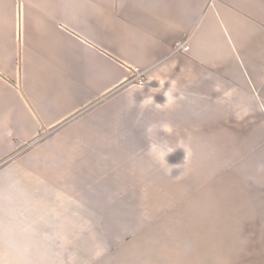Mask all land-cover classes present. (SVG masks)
Returning a JSON list of instances; mask_svg holds the SVG:
<instances>
[{
    "label": "crops",
    "instance_id": "0c3cea01",
    "mask_svg": "<svg viewBox=\"0 0 264 264\" xmlns=\"http://www.w3.org/2000/svg\"><path fill=\"white\" fill-rule=\"evenodd\" d=\"M186 40L189 49H177ZM87 152L143 191L148 178L160 183L161 202L169 160H192L181 173L194 178L188 193L206 186L198 178L231 171L247 185L229 208L242 213L233 235L200 238L194 217H176L171 235L162 217L167 242L152 230L96 264H140L142 254L141 264H264V0H0V264H68L55 261L51 235L73 229L86 239L83 223L89 231L109 208L98 190L86 204L94 222L84 209L69 218L59 199L73 170L74 183L82 179ZM181 236L191 251L169 248Z\"/></svg>",
    "mask_w": 264,
    "mask_h": 264
},
{
    "label": "rangeland",
    "instance_id": "374dc122",
    "mask_svg": "<svg viewBox=\"0 0 264 264\" xmlns=\"http://www.w3.org/2000/svg\"><path fill=\"white\" fill-rule=\"evenodd\" d=\"M18 154H20L19 150L9 155L6 160L10 161ZM90 155L91 154L87 152L85 156H87L88 160H85L83 162H81V160L79 162L76 161L78 163L81 162L80 164L85 168V171H81L82 179L75 181L74 183V180L77 178L78 173L74 174L75 172L73 170L71 179L74 180H72L71 183H68L70 180L67 178L69 176L68 173L67 175L64 174L65 171L62 172L63 174L60 173V178H62L63 180V183H60V185L66 188V180V182L70 186V192L69 194H67V196L63 195V197L59 199L61 201H65V206H67L65 212L69 218H78L79 212L84 209V211L88 214L84 213L83 215H81V217L83 216L88 220H92L93 217L91 215V212H89V210L87 209L88 206L86 204H92V197L94 194H97L95 192L98 190H100L99 194L101 193L102 195H104V201L106 202V205L109 206V208L99 210V216H101L102 218L97 219L99 220L97 222L98 225H88L89 231L86 222L84 221L85 223H83V225H85L86 227L81 228L83 229L81 235L84 234L83 236H86L88 239L78 238V234L73 229H70L71 232L66 230L65 234L57 233L55 235H51V237L53 238L51 239L48 247H56V262L68 264H96L100 261V263H104L105 261H107L106 258H108L109 262L111 263V258L109 259V257L115 251L123 249L131 242H139L144 234H148L152 232V230H154V232L156 233H160L161 228H159V226L161 227L162 217H164V228H166V230H168L169 234L171 235H176V233H178L175 225L176 217L197 218L199 231H201L202 233H206V235H201L200 238H202L203 236L208 238L207 234L209 232H212L213 230L218 233H224V229L227 228L226 234L231 233V235H233V233H236L237 230L240 229L239 224L241 220V212H234L229 208L230 205H232V201H242L240 200L239 194L244 191V187H246L247 185L246 182H244V178L240 177L236 171L225 172L223 176H218L215 179L212 178L209 181V178H198V180L200 179L199 183L201 185L205 184L206 186L200 190L196 189L188 193L187 190H189V188L187 184H193L194 178L187 175L181 176V173L186 171L188 173L192 172V160H186L185 158H180L177 161L169 160L166 165L164 164V197L163 201L161 202L160 193L155 189L156 186L160 188V183L155 185V183L152 182L151 178H148L147 186H145L146 181L144 182V186L147 187V190L143 191L141 190L142 186L140 187L138 185V178H131L130 180L129 178L121 176L120 174L118 175V173H116L117 175L114 174V177L113 169L115 168L117 171V168H119L118 165L112 168L113 165L111 164V162H109L107 165H104L105 167H98L96 162L92 161V155ZM94 160L96 159L94 158ZM259 165L264 168V162L261 161ZM174 166L175 168H173ZM66 167L67 169L70 168L69 165H66ZM73 167H76V165H74ZM257 167V164H255V170L257 169ZM64 178L66 179L64 180ZM154 179L156 180V178ZM206 180L207 182L204 183ZM79 182L82 186H84V188H89V191L78 192L79 188L77 187V185L79 186ZM134 188H136V190H133ZM183 189L185 193L183 192ZM180 200L183 202L178 203V201ZM134 201H136V203H134ZM194 204L201 206V209H199L198 211L194 210L192 207V205ZM81 205H83V207ZM179 205L180 207L179 209H177V206ZM226 215H231V217L234 218H228L227 220H225ZM116 216H118L120 219L119 224H113L114 219H116V221L118 219V217L115 218ZM95 220L96 218L93 219V222ZM72 225L75 226L76 224ZM185 229L187 228L185 227ZM188 229L189 230L184 231H190L191 233H193L191 221L190 227H188ZM161 234L162 239L160 240V242H167V238L164 237L162 230ZM65 237H67L68 239ZM192 241L193 239L189 237L185 238L181 236L173 237L171 239V243L167 244L169 245V248L175 246L176 243L181 244L180 249L178 250H183L186 252L191 251L192 246L190 243ZM87 243L91 245L87 247L85 245ZM205 243L209 244V241H205ZM186 246H188V248L190 249H187ZM47 249H40V252L47 254ZM93 253H96V256L94 258H92ZM181 253L182 251L180 252V254ZM169 254V252L165 253V255ZM42 256L44 257V255ZM66 256L69 257L71 262L68 260H64V257ZM123 257H125L126 259L125 255H123ZM165 257L167 258V256ZM144 258L145 255L143 254L140 256H136V263H138L139 261H141L142 263ZM30 259L29 257H25V264H32ZM121 259L122 258H120V260ZM178 259L179 258L173 259L172 264H175ZM10 264L15 263H12L11 261Z\"/></svg>",
    "mask_w": 264,
    "mask_h": 264
},
{
    "label": "clouds",
    "instance_id": "9594fccd",
    "mask_svg": "<svg viewBox=\"0 0 264 264\" xmlns=\"http://www.w3.org/2000/svg\"><path fill=\"white\" fill-rule=\"evenodd\" d=\"M155 79H156V78H154V77H153V78H150V80H155ZM158 82H159V86H160V87H163V86H164L165 81H164L163 79H160ZM140 87L142 88V87H143V84H141ZM163 94H164V96L166 97V100H169V101H170V92L165 91ZM152 100H153V97H147V98H145L144 100H142V104H144V103H150V102H152ZM165 130H166V131H170L171 129H170L169 127L165 126ZM152 149L155 151L156 146L153 145V146H152ZM171 151H172V149H169V152H171ZM163 156H164V158H165V162H167V161H166L167 153H163Z\"/></svg>",
    "mask_w": 264,
    "mask_h": 264
},
{
    "label": "built area",
    "instance_id": "2783aa9c",
    "mask_svg": "<svg viewBox=\"0 0 264 264\" xmlns=\"http://www.w3.org/2000/svg\"><path fill=\"white\" fill-rule=\"evenodd\" d=\"M176 47H177V49H180V50H183V51L189 49V45H188V43H187V40H186V41L179 42V43L177 44ZM135 75H136V76H135ZM135 75H134V81L137 80L136 83H138V84H140V85H141V84H145V81H144V79L142 78V72H140V71L137 69Z\"/></svg>",
    "mask_w": 264,
    "mask_h": 264
},
{
    "label": "trees",
    "instance_id": "16d2710c",
    "mask_svg": "<svg viewBox=\"0 0 264 264\" xmlns=\"http://www.w3.org/2000/svg\"><path fill=\"white\" fill-rule=\"evenodd\" d=\"M57 129V128H56ZM54 130L55 129H53L51 132H50V134L52 133V132H54ZM41 137H44V136H41ZM37 141V140H36ZM4 161H2V162H0V163H3Z\"/></svg>",
    "mask_w": 264,
    "mask_h": 264
}]
</instances>
